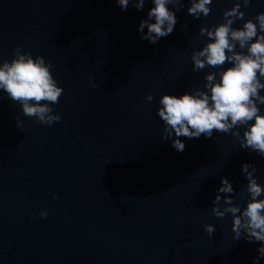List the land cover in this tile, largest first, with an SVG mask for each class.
Segmentation results:
<instances>
[{
	"label": "water",
	"instance_id": "1",
	"mask_svg": "<svg viewBox=\"0 0 264 264\" xmlns=\"http://www.w3.org/2000/svg\"><path fill=\"white\" fill-rule=\"evenodd\" d=\"M235 2L213 0L196 19L183 0L174 31L151 44L138 33L151 0L142 11L116 0H0V63L22 46L52 64L64 90L51 125L0 90V264H253L259 242L235 240L232 215L212 208L221 177L234 189L220 193L221 208L226 195L246 207L241 166L254 165L264 187V157L215 131L181 137L177 152L157 114L162 95L203 90L210 72L218 78L221 68L194 72L191 55L208 42L199 29L223 23ZM240 10L234 28L264 12V0Z\"/></svg>",
	"mask_w": 264,
	"mask_h": 264
},
{
	"label": "clouds",
	"instance_id": "2",
	"mask_svg": "<svg viewBox=\"0 0 264 264\" xmlns=\"http://www.w3.org/2000/svg\"><path fill=\"white\" fill-rule=\"evenodd\" d=\"M212 2L190 0L187 14L196 19L201 15L207 17ZM241 2L248 7L251 0H236L231 9L223 12V23L212 29H199V35H206L208 42L191 55L194 72L205 67L221 68L218 78L216 72H210L204 76L203 90L195 89L179 96L166 93L159 100L157 114L164 123L162 139L170 140L177 152L186 149L181 137L198 139L203 135L211 139L215 131L235 136L240 141V148L264 157V114L260 108L264 105V95H261L264 90V12L258 13L254 20L244 21L242 27L234 28V22L245 16L240 10ZM116 3L122 11H127L130 5L142 11L146 0H116ZM151 3L154 6L148 10L147 18L140 21L138 33L142 40L156 44L174 31L178 21L176 12L184 5L183 0H151ZM182 28L187 29V23ZM21 47L15 50L11 61L0 63V90L11 101L22 105L24 115L36 117L38 122L46 125L59 122L61 116L54 114L50 105L59 103L64 90L57 86L52 64L46 63L43 56L33 58L29 53L22 54ZM237 47L242 51H237ZM226 63L231 66L223 68ZM146 99L152 101L153 96L148 95ZM20 123L17 120L18 128ZM241 127L244 128L242 135ZM241 171L247 179L249 199L246 207L234 206L231 195H226L223 197L225 206L221 208L220 193L234 192L232 182L221 177L212 212L219 218L232 215L235 240L243 237L248 242H259L258 256L253 260V264H257L264 258V199H259L264 195V187L253 175L257 171L254 165L242 164ZM40 215L46 217L47 212ZM204 227L209 235L215 232L211 224Z\"/></svg>",
	"mask_w": 264,
	"mask_h": 264
}]
</instances>
